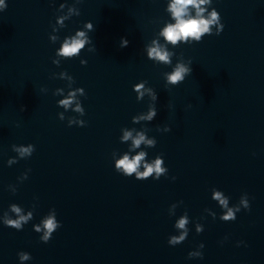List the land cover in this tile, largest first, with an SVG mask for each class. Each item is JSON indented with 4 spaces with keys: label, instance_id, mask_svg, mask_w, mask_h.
I'll return each instance as SVG.
<instances>
[{
    "label": "clouds",
    "instance_id": "obj_1",
    "mask_svg": "<svg viewBox=\"0 0 264 264\" xmlns=\"http://www.w3.org/2000/svg\"><path fill=\"white\" fill-rule=\"evenodd\" d=\"M212 0H171L168 5V11L171 13V16L175 23H170L164 27L161 31V35L164 39L170 44H177L179 41L184 40L187 41L189 39H193L196 41H200L201 37L204 34H215L220 35L223 31L224 25L220 23L221 16L220 13L213 8L212 11L208 14L207 18L204 13L206 12V7L211 5ZM6 7L5 0H0V10H3ZM191 9H195V15L192 14ZM71 11V10H70ZM79 14L78 12L76 13ZM63 21L61 20L60 23ZM216 26V32L212 33V26ZM88 30L91 32L94 30L93 25L89 22L85 25ZM89 40L86 37L85 32L78 31L75 36L71 38H66L62 45V48L59 50L58 55L71 57L79 53V51L84 47L85 43H88ZM129 41L126 38H121V47H127ZM152 47L148 49L149 58L156 59L158 61L164 63H170V53L165 50L161 45H159L156 41H153ZM192 69L184 66L183 64H178L176 68L173 70L171 74L167 75V79L169 83L173 85H178L179 82L183 81L186 75H191ZM143 87V83H141L137 87V91ZM82 91V90H81ZM75 96V93H70L69 98L60 101V103L67 108L71 103ZM143 96V93H140V97ZM140 97H137L138 99ZM155 99V96H153ZM78 111L82 110L77 107ZM21 111H24V108H21ZM156 110L150 109L147 115L139 117V119L151 121L153 117L156 116ZM83 124V122H81ZM124 141L132 139V147L139 148L142 143H145L149 146H154V140H146L145 135L141 133H137L136 137H132L131 131H124V135L122 137ZM20 156L31 155L33 148L31 145L27 148H19L16 149ZM146 156L145 152H140L134 157H129L128 153H125L122 158L116 161L115 170L122 174L125 177H132L135 173L136 180H147L153 173L156 175L153 177L154 180H159L160 176L164 174L167 170L163 168L161 165L164 161L160 156H157L156 159L152 163H144V171L140 172L138 169L141 166V163L144 161ZM122 170V172L120 171ZM175 179V177H173ZM214 199L219 201L220 205L227 209L226 214L222 217L224 221L235 220V212L233 209L227 208V200L222 197L220 192H215ZM240 203L243 207L250 211V205L247 199L242 198ZM239 207L235 209V211H239ZM11 211L17 215V219L5 218L4 225L17 231L23 229V225L28 222L31 218V213L27 216L20 215L21 209L16 205L11 206ZM188 223L187 217H181L176 224V227L179 229H185L186 224ZM62 226L61 222H57L54 215L48 216L42 223V228L37 226L35 231L40 232L43 229V235L40 237V240L43 243H48L52 238V235L55 231H57ZM199 231V228H198ZM187 235V231L181 233L180 236H173L168 240V244L172 246L179 245L182 241L185 240ZM203 247V245H201ZM19 260L25 261L32 259L30 253L28 252H19L18 254ZM193 256H199V258H203V253H188V258L191 259Z\"/></svg>",
    "mask_w": 264,
    "mask_h": 264
}]
</instances>
